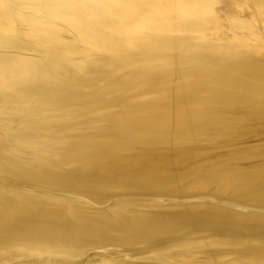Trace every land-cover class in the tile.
I'll return each mask as SVG.
<instances>
[{"label": "bare ground", "instance_id": "obj_1", "mask_svg": "<svg viewBox=\"0 0 264 264\" xmlns=\"http://www.w3.org/2000/svg\"><path fill=\"white\" fill-rule=\"evenodd\" d=\"M0 264H264V0H0Z\"/></svg>", "mask_w": 264, "mask_h": 264}]
</instances>
